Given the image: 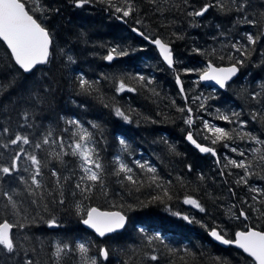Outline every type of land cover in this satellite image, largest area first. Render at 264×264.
<instances>
[{"label": "trees", "instance_id": "1", "mask_svg": "<svg viewBox=\"0 0 264 264\" xmlns=\"http://www.w3.org/2000/svg\"><path fill=\"white\" fill-rule=\"evenodd\" d=\"M22 2L50 33V57L33 73L24 74L0 42V144L9 139L2 128L9 127L12 138L19 133L33 143L51 130L50 141L63 138L64 148L51 142L39 150L32 144L23 145L25 152L16 172L0 180L4 189L14 188L18 193L14 197L18 214L6 209L7 200L0 196V223L7 220L14 225L11 236L16 245L13 253H0V264H26L28 260L33 264H81L78 243L85 244L87 255L96 257L98 264H253L241 252L213 244L208 233L216 230L232 240L237 231H264V162L259 159L264 156V143L236 135L248 132L264 141V0H237L246 5L241 12L232 0H223L224 11L215 6V0H131L135 11L129 17L116 13L108 0H90L79 8L74 0ZM112 2L126 6L125 0ZM209 3L214 6L203 16L188 15ZM133 28L149 40L158 38L168 44L172 69L133 34ZM247 34L259 39L249 44ZM237 41L251 53L243 64L236 65L237 77L223 90L201 86L197 78L208 63L226 67L244 59L231 48ZM113 48L127 55H114L107 62L105 57ZM80 76L92 86L87 93L80 88ZM140 76L145 80H139ZM177 76L183 98L175 85ZM121 82L123 91L119 90ZM256 93L260 95L253 99ZM36 95L41 103L31 100ZM24 108L32 111L27 125ZM116 109L129 119L117 116ZM234 112L240 113L238 118ZM221 115L233 122L220 119ZM189 116L191 125L185 123ZM69 120L91 133L92 146L104 165V187L95 185L91 193L83 195L75 188L83 175L81 161L70 154L69 147L78 139L73 133L79 134L81 128ZM204 121L228 131L235 129L233 139L213 144ZM239 121L246 122L243 128ZM189 133L196 143L215 149L216 155L197 152L185 141ZM121 139L125 145L120 144ZM16 151L15 145L0 147V164H11ZM25 153L36 154L42 162L41 187L34 196L24 191L35 171ZM53 153L69 154L61 162ZM117 158L132 169L127 175L135 183L124 179V173L114 175L119 168ZM228 159L251 165L247 184L238 183L245 176L244 169L228 164ZM135 161L146 167L140 168ZM53 170L58 172L61 188L51 175ZM250 188L258 189L259 194ZM185 199L196 201L199 207L184 206ZM91 207L120 212L126 218L123 230L97 239L81 226ZM241 210L247 219L239 215ZM53 218L55 228L50 229L48 221ZM63 244L71 250H65L57 261L56 247ZM101 247L109 251L107 260L99 257Z\"/></svg>", "mask_w": 264, "mask_h": 264}, {"label": "snow or ice", "instance_id": "2", "mask_svg": "<svg viewBox=\"0 0 264 264\" xmlns=\"http://www.w3.org/2000/svg\"><path fill=\"white\" fill-rule=\"evenodd\" d=\"M76 7H82L83 5L90 2V0H74ZM103 2V0H101ZM233 3H236V11L241 12L245 9L246 5L244 2H237V0H232ZM109 6L115 9L116 13H122V17H129L133 11H135L134 6L131 3V0H125L126 6H117L112 2V0H108ZM214 5L209 3L205 4L199 10H194L189 12L188 15L193 17H200L203 16L210 7ZM215 6L220 8L221 11L225 10V4L223 0H215ZM229 11H231V6H228ZM118 17V18H122ZM249 23H255V21H248ZM139 23V21H137ZM134 32H137L138 29L133 28ZM139 35L143 36L145 40H148L149 37L145 35L143 32H139ZM264 35V33H262ZM246 39L249 44H255L259 39V36H253L252 34H247ZM0 40L6 43L7 47L11 50V55L14 58L15 64L19 66V69L23 70L24 73H33L34 70L38 65H44L49 62L50 57V33L42 26L40 22H38L37 18H34L33 15L30 14L29 10H26L25 4L22 0H0ZM151 43L155 44L160 51L161 56L167 62L169 67L173 66V56L172 52L165 42L161 39L153 38ZM231 48L234 49L241 57L244 59L234 60V58L229 55V60H234L229 67H214L212 63H208L207 67L200 73V80L202 81H214L215 84L219 85L220 88H224L226 82L229 81L233 76L236 75L238 68L236 65L243 64L244 60L250 56V51L245 48L243 45L240 44L239 41L236 43L231 44ZM114 55L121 56L127 55L122 49L113 48L109 51L108 55L105 57L106 60L112 61L114 59ZM224 57L221 56V59ZM71 61L72 57H68ZM139 80H145V77L140 76L138 77ZM177 84H181L179 76L176 78ZM148 83H151L149 80ZM79 85L83 92H88L91 89V84L83 78V76L79 77ZM119 90H125V84L121 82L119 84ZM128 91H134L132 88H128ZM181 93H183L184 89L181 87ZM260 94L256 93L253 94L252 98L256 99ZM33 103H41L42 98L39 95L31 97ZM203 107V105H201ZM179 111L183 112L184 109H179ZM191 113V109L187 110ZM32 115V111L30 108H24L22 112V116L24 117L25 125L28 124V118ZM116 115L123 117L124 120H128V116H126L123 112L119 109H116ZM240 113H233V116L239 117ZM220 119L228 121L232 123L228 116L221 115L219 116ZM254 120L257 118L256 114H253L252 117ZM69 124L75 125L77 128H81L80 124L75 120H69ZM185 123L191 125L193 120L191 116L185 119ZM204 128L212 133L213 139L212 143L216 144L221 141L231 140L233 139V132H236L235 129L232 131L225 130L224 128L216 127L210 125L208 121H204ZM245 121H239L240 128L245 126ZM93 127H97L93 125ZM3 134H8L9 139L0 144V147L7 148L8 145H15L19 148V151L14 152L11 164L5 166L4 164H0V180H3L4 177H11L14 172H16L18 167V161L21 158V153L25 152V149L22 147L23 145H30L32 144L34 149L39 150L42 149L44 145H48L51 143H59L60 148H64L63 138L57 140H51L50 137L53 135L51 130L45 133L42 139L37 140L33 143L32 140L26 135H21L19 133L14 134V138H12V130L9 127L2 128ZM78 139H74L72 144L69 145L71 148L70 154L73 157H78L81 161V169L83 171V175L79 177V181L76 183L75 188L80 191V193L87 194L91 193L92 188L95 185H100L101 188L104 187V182L102 179V174L104 172V165L100 163L98 155L96 154V148L92 146V135L86 129L81 128L79 134L73 133V136H77ZM241 139L247 136L249 139L256 141L257 143H264V141L259 140L257 137L253 136L251 133L244 132L239 133L236 132ZM206 139L208 137H205ZM187 139L196 145V147L203 153H212V155H216L215 149L202 146L201 144L196 143L193 138L192 133H189ZM121 145H125V141L123 139L120 140ZM228 147L227 144L224 145ZM233 152H236V148L231 149ZM253 151H257L253 149ZM69 153H53L52 155L55 156L56 159L61 160L62 156L67 155ZM239 155L243 156L244 153L241 151ZM25 159L31 162L32 168L35 169L34 172L31 174V184L28 185L24 191L27 192L28 195L34 196L35 189H39L41 187L40 180L38 177L41 176V165L42 162L38 159L36 154H28L25 153ZM262 162H264V156L259 158ZM116 163L119 164L118 170L114 172V175L119 176L121 173H124V179L132 181L135 183L131 175H127L131 173L132 169L129 168L126 164L119 161L117 158ZM135 163L140 168H145L146 165L140 163L139 161H135ZM228 164L233 165L237 168L244 169L245 176L240 177L238 183H245L247 184V176L252 175L249 172V168L251 165H246L244 161H236L232 159H228ZM46 166V165H45ZM26 171L28 169H25ZM149 172H155V168L148 167L147 169ZM53 177H57V187L61 188L60 185V177L58 176V172L53 170L51 172ZM22 183L27 184V181L24 180L23 177L20 178ZM64 180H69L70 177H63ZM153 179H155L153 177ZM34 186V187H33ZM250 191L257 192L259 194V190L256 188H250ZM51 195V193H49ZM106 194V192H105ZM18 195L14 188L4 189L2 185H0V196L5 197L7 203L5 204V208H10L18 214V205L14 197ZM60 195L63 196V191L60 192ZM87 198V195H85ZM154 199H158L154 198ZM253 200H256V196L252 197ZM61 204L64 203V200L61 199L59 201ZM33 204H36V200H32ZM184 203L192 204L196 207H199L196 201L192 199H185ZM47 209V205L44 206ZM77 212L80 211V204H76ZM201 211L203 209L201 208ZM240 216H243L247 219L246 213L241 210L239 213ZM125 216L122 215L120 212H107V211H100L96 207H91L86 212V218L82 219V223L86 225L88 228L93 229L100 237H104L107 233H112L124 227L125 224ZM184 219H188V217H184ZM49 226L55 225V218L48 221ZM13 224L9 223L7 220H4L0 223V253H3L4 250L7 251L8 254H11L15 251V242L13 237L11 236V229L13 228ZM20 228L24 227V224L18 225ZM215 240L220 241L221 243L228 245V244H235L238 248L242 249L244 253H247L250 256L254 264H264V231H257L251 228L246 229L245 231H237L235 233V239H225L223 235L218 233L216 230H212L209 233ZM65 250L69 249L68 244H63L62 246L57 245L54 255L59 261L61 254ZM76 250L79 251L81 254V264H98L96 257H89L87 255L88 248L85 246L84 243L76 244ZM99 257L107 260L109 257V251L106 248H99L98 249ZM152 260H156V256L151 257ZM26 264H33L31 260H28Z\"/></svg>", "mask_w": 264, "mask_h": 264}, {"label": "water", "instance_id": "3", "mask_svg": "<svg viewBox=\"0 0 264 264\" xmlns=\"http://www.w3.org/2000/svg\"><path fill=\"white\" fill-rule=\"evenodd\" d=\"M74 6L76 7V5H75V3H74ZM132 32H133V34L135 35V36H137V37H140V38H142L147 44H149L154 50H155V52H156V54H157V57L159 58V60L161 61V63L166 67V68H168V69H172V67H169V65L167 64V62L163 59V57L161 56V54H160V51H159V49L157 48V46L155 45V44H153V43H151L150 41L151 40H145L144 39V37L143 36H141V35H139V32H134L133 31V29H132ZM0 42L3 44V46L6 48V50H7V52L9 53V55H10V57H11V59H12V62L14 63V65L19 69V66L18 65H16L15 64V61H14V58L12 57V55H11V50L7 47V45H6V43L5 42H3L2 40H0ZM107 62H109L108 60H106ZM45 65V64H44ZM38 66H43V65H38ZM37 66V67H38ZM206 67H207V65H206ZM214 67H216V66H214ZM219 67H225V66H219ZM226 67H229V66H226ZM22 73H24L23 72V70H21V69H19ZM24 74H28V73H24ZM237 75H238V71H237V73H236V75L235 76H233L229 81H227L226 82V85L227 84H229L231 81H233L236 77H237ZM177 78V77H176ZM176 78H175V85H176V87H177V89H178V91H179V93L181 94V96H182V98H183V93H181V91H180V89H181V84H177V82H176ZM197 81H198V83L201 85V86H206V87H209V88H211V89H213V90H223V88H220V86L219 85H217V84H215V82L214 81H202V80H200V75L198 76V78H197ZM188 136V135H187ZM187 136H186V138H185V141L189 144V145H191L197 152H199V153H201V154H210V155H212V153H203V152H201L197 147H196V145L195 144H193L192 142H190L188 139H187ZM213 157H214V155H212ZM184 204V206H187V207H192V204H186V203H183ZM101 211V210H100ZM107 212H117V211H107ZM85 218H86V216H85ZM81 226L85 229V230H87L88 232H90L91 234H93L97 239H102V238H104V237H108V236H110V235H113V234H118V233H120L122 230H123V228H121V229H118L117 231H115V232H112V233H107L104 237H100L93 229H91V228H88L86 225H84L82 222H81ZM124 226H125V224H124ZM50 229H54L55 228V225L54 226H48ZM245 231V230H244ZM210 233V232H209ZM208 233V238H209V240L213 243V244H215V245H217V246H219V247H222V248H227V247H231V248H233V249H235V250H237V251H239V252H241L245 257H247L249 260H251V262L254 264V261H253V259L250 257V256H248V254L247 253H244L243 252V250L242 249H240V248H238L235 244H228V245H225V244H223V243H221L220 241H217V240H215V238H213L210 234ZM236 233V232H235ZM235 233H234V235H233V238H232V240H234L235 239ZM102 260H104L103 258H101Z\"/></svg>", "mask_w": 264, "mask_h": 264}]
</instances>
